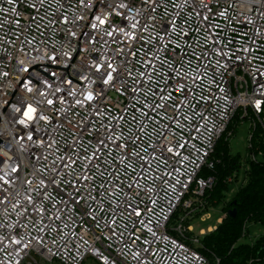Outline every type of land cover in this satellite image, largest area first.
Wrapping results in <instances>:
<instances>
[{
	"label": "built area",
	"instance_id": "1",
	"mask_svg": "<svg viewBox=\"0 0 264 264\" xmlns=\"http://www.w3.org/2000/svg\"><path fill=\"white\" fill-rule=\"evenodd\" d=\"M236 114L252 148L264 0H0V264H213Z\"/></svg>",
	"mask_w": 264,
	"mask_h": 264
},
{
	"label": "trees",
	"instance_id": "2",
	"mask_svg": "<svg viewBox=\"0 0 264 264\" xmlns=\"http://www.w3.org/2000/svg\"><path fill=\"white\" fill-rule=\"evenodd\" d=\"M239 124L240 115L236 114L218 140L211 156L215 163L214 168H204L201 172L202 176L215 178L213 188L206 192L204 211L221 205L222 211L226 213L216 229L201 237V245L198 247L213 264L216 259L219 264H258L257 259L264 256V234L252 244L240 242L247 235V222L264 226V130L257 122L251 139L252 148L247 147L248 154L244 156L240 152H234L230 143V137ZM251 153L257 155L255 160L249 158ZM230 177L234 178L233 182L228 181ZM236 182H239L240 186L235 195L228 198L231 186ZM233 208L237 209L235 217L228 214ZM199 215L200 213H197L194 218ZM176 218L178 213L174 215L173 222ZM194 218L188 223H193ZM91 261L88 264H98L94 260Z\"/></svg>",
	"mask_w": 264,
	"mask_h": 264
},
{
	"label": "rangeland",
	"instance_id": "3",
	"mask_svg": "<svg viewBox=\"0 0 264 264\" xmlns=\"http://www.w3.org/2000/svg\"><path fill=\"white\" fill-rule=\"evenodd\" d=\"M251 121L247 120L241 124H239L236 127V130L234 131V134L230 137V143L233 148L234 152H240L242 155L246 156L248 154V143H249V137L251 134ZM240 186V183L236 182L233 183L231 186V191L228 194V198H231L232 196L235 195L236 191L238 190ZM211 214L212 218L210 220H207L205 222H200L198 218H194L193 221V227H194V232H198L201 228H206L207 225L212 227L213 231L214 229L217 228V218L219 216H222L223 211L221 205L218 207H213L211 208ZM206 233L209 231L208 229H205ZM264 234V226L260 223L256 222H247V235L241 239V243H248L252 244L254 243L260 236ZM92 259H88L86 263H91ZM46 264V262H43Z\"/></svg>",
	"mask_w": 264,
	"mask_h": 264
},
{
	"label": "water",
	"instance_id": "4",
	"mask_svg": "<svg viewBox=\"0 0 264 264\" xmlns=\"http://www.w3.org/2000/svg\"><path fill=\"white\" fill-rule=\"evenodd\" d=\"M1 141H2V139H0V142H1ZM234 204H236V201H234ZM228 214H229L230 216H232V217H235L236 214H237V209H236V208L230 209V210L228 211Z\"/></svg>",
	"mask_w": 264,
	"mask_h": 264
},
{
	"label": "snow or ice",
	"instance_id": "5",
	"mask_svg": "<svg viewBox=\"0 0 264 264\" xmlns=\"http://www.w3.org/2000/svg\"><path fill=\"white\" fill-rule=\"evenodd\" d=\"M31 111V110H30Z\"/></svg>",
	"mask_w": 264,
	"mask_h": 264
}]
</instances>
